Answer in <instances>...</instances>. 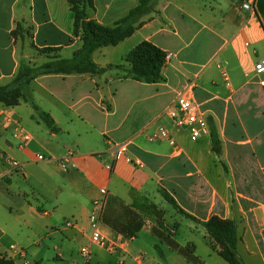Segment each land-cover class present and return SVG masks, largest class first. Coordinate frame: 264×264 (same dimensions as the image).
<instances>
[{
    "label": "crops",
    "instance_id": "obj_1",
    "mask_svg": "<svg viewBox=\"0 0 264 264\" xmlns=\"http://www.w3.org/2000/svg\"><path fill=\"white\" fill-rule=\"evenodd\" d=\"M55 1L0 0V87L33 57L29 49L22 51L24 40L18 48L13 38L19 24L30 25L35 56L60 48L58 56L70 59L79 48L74 19H54ZM240 2L158 0L130 37L93 52L92 61L107 69L103 75L42 76L31 84L37 111L23 101L7 107L12 121L0 119V259L229 264L202 226L216 217L235 222L243 264H264V74L254 73L255 63L264 60V0H254L250 13L240 10ZM136 6L137 0H95L89 17L99 25L115 23ZM142 42L170 56L162 83L117 75L115 67L127 68L126 55ZM46 60L39 58L37 65ZM189 85L209 128L195 142L166 115ZM210 126L219 154L212 149ZM19 128L28 141L14 137ZM158 128L174 146L152 140ZM126 143V153L113 159L112 145ZM162 193L197 222L177 213ZM142 198L163 212L161 224L133 207L144 204ZM95 211L103 235L121 245L114 254L90 246L89 216ZM84 246H90L86 261L79 252Z\"/></svg>",
    "mask_w": 264,
    "mask_h": 264
},
{
    "label": "trees",
    "instance_id": "obj_2",
    "mask_svg": "<svg viewBox=\"0 0 264 264\" xmlns=\"http://www.w3.org/2000/svg\"><path fill=\"white\" fill-rule=\"evenodd\" d=\"M158 0H137V6L131 9L126 16L116 21L112 27H104L89 18L94 11L95 0H67V5L74 19V34L80 38L79 48L72 54L70 59H62L58 55L60 48H44L40 54L47 60L41 65L30 66L21 63L19 69L12 79L11 84L0 87V103L5 107H15L21 101L30 103L37 111L31 100V84L39 77L58 75L62 77L70 75L100 76L107 69L98 67L91 59L93 52L103 47H114L124 39L130 37L135 26L141 19L149 15ZM20 24L13 32V38L23 42L25 39ZM31 35V34H30ZM31 47L35 49L34 45ZM52 55H56L54 57ZM166 54L148 42H142L133 48L125 57L128 67L116 66L122 69L124 76L121 79H129L147 85L159 84L164 81L162 70L166 65ZM112 68V67H110ZM41 121L53 132H57L51 118L45 113L39 114ZM210 136L213 152L219 154L218 140L213 126H210ZM163 199L177 213L186 219L197 222L190 215L183 212L175 201L165 193ZM144 204H133L138 210L156 219L158 224L162 223L163 212L153 204H148L145 198L141 199ZM205 231L220 247L219 255L229 264H243L237 253V230L234 221L211 218L202 224ZM159 255V246H154ZM0 264H14L10 260L0 259Z\"/></svg>",
    "mask_w": 264,
    "mask_h": 264
},
{
    "label": "built area",
    "instance_id": "obj_3",
    "mask_svg": "<svg viewBox=\"0 0 264 264\" xmlns=\"http://www.w3.org/2000/svg\"><path fill=\"white\" fill-rule=\"evenodd\" d=\"M254 0H241L240 10L250 13L253 10ZM169 55H166V61L169 59ZM255 75L264 74V60H260L254 65ZM192 86H187L175 99L172 106L166 111V115L174 125L176 129L185 130L188 133L189 139L195 142L202 136L209 134V128L207 121L203 113L199 110L192 97ZM0 119L4 122H10L11 115L7 107L0 108ZM15 138H20L23 141H28L29 136L22 132V129H17ZM152 140H166L169 145L174 146V141L169 137L168 132L164 128H158L156 133L152 137ZM128 144L112 145L111 152L113 159L119 154H124L127 151ZM38 162L45 161V158L41 155L36 156ZM13 169H20V165L13 160H9ZM61 167L64 166V160L59 161ZM111 170V166L107 167ZM95 207L100 210L101 205L97 203ZM90 223V246L97 247L106 251L109 254H114L121 245L108 239L100 230V223L96 211L89 216ZM260 232L264 238V221L260 227ZM90 246H84L80 249V255L86 261L90 256Z\"/></svg>",
    "mask_w": 264,
    "mask_h": 264
},
{
    "label": "rangeland",
    "instance_id": "obj_4",
    "mask_svg": "<svg viewBox=\"0 0 264 264\" xmlns=\"http://www.w3.org/2000/svg\"><path fill=\"white\" fill-rule=\"evenodd\" d=\"M97 7L98 9L100 10V8H102V6L100 5V1L97 2ZM50 9L52 11V14H53V17L55 20H60L63 16H64V20L66 21H71L73 19V16L71 13H69L67 10H66V4L63 0H56L53 4L50 5ZM153 11V10H152ZM94 12V11H93ZM93 12L90 13V17L93 15ZM117 15V14H116ZM89 17V18H90ZM91 19V18H90ZM113 22L111 23H106V24H103L102 26L104 27H112L113 26ZM30 25L29 24H26V27L23 28V33L24 34H28L27 37H24V43H23V46L21 45L19 39L17 40V47L18 48H21L20 46H22V51L24 50H30L31 51V54H33V57L31 59V61L28 63L30 66H35L39 63V58H45V56H42L41 54H37V56H35V49L31 47V27H29ZM23 53V52H22ZM55 57V55H52ZM120 71L117 72V75L119 77H122L124 74H123V70L122 69H118ZM12 82V81H11ZM11 82L9 84H11Z\"/></svg>",
    "mask_w": 264,
    "mask_h": 264
}]
</instances>
